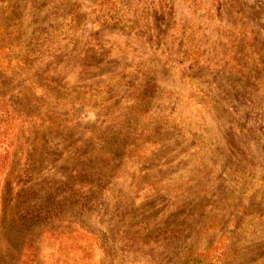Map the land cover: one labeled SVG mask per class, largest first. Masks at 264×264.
<instances>
[{"label":"rangeland","instance_id":"374dc122","mask_svg":"<svg viewBox=\"0 0 264 264\" xmlns=\"http://www.w3.org/2000/svg\"><path fill=\"white\" fill-rule=\"evenodd\" d=\"M0 264H264V0H0Z\"/></svg>","mask_w":264,"mask_h":264},{"label":"trees","instance_id":"16d2710c","mask_svg":"<svg viewBox=\"0 0 264 264\" xmlns=\"http://www.w3.org/2000/svg\"><path fill=\"white\" fill-rule=\"evenodd\" d=\"M239 14H242L241 12H239ZM252 40L254 41L255 38H252ZM245 44H248V45H252L248 42H245ZM236 48H237V54H239L240 57L244 58L245 57V53H246V50L245 48L242 46V45H236ZM242 61V60H240ZM243 62V61H242ZM245 69L244 66H239L238 63H235V66L230 68V70L233 72V73H236V74H243V70Z\"/></svg>","mask_w":264,"mask_h":264}]
</instances>
